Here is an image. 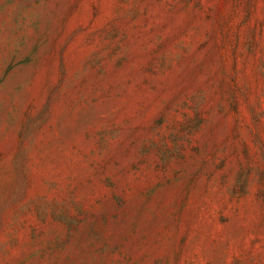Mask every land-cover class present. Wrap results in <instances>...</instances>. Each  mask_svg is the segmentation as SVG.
<instances>
[{"label":"rangeland","instance_id":"1","mask_svg":"<svg viewBox=\"0 0 264 264\" xmlns=\"http://www.w3.org/2000/svg\"><path fill=\"white\" fill-rule=\"evenodd\" d=\"M0 264H264V0H0Z\"/></svg>","mask_w":264,"mask_h":264}]
</instances>
